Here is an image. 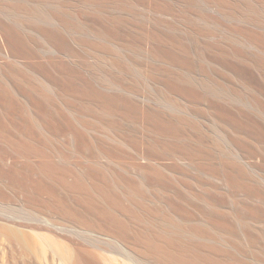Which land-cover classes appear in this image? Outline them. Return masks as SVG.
<instances>
[{
    "label": "bare ground",
    "instance_id": "bare-ground-1",
    "mask_svg": "<svg viewBox=\"0 0 264 264\" xmlns=\"http://www.w3.org/2000/svg\"><path fill=\"white\" fill-rule=\"evenodd\" d=\"M0 264H264V0H0Z\"/></svg>",
    "mask_w": 264,
    "mask_h": 264
}]
</instances>
